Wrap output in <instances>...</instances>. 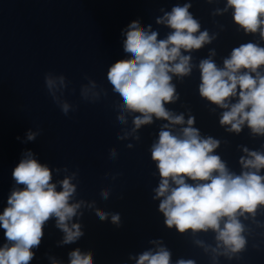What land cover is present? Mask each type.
I'll return each instance as SVG.
<instances>
[{"label": "clouds", "instance_id": "obj_1", "mask_svg": "<svg viewBox=\"0 0 264 264\" xmlns=\"http://www.w3.org/2000/svg\"><path fill=\"white\" fill-rule=\"evenodd\" d=\"M192 4L175 5L156 17L155 23L171 31L164 38L152 25L142 26L139 19L131 21L122 29L123 52L121 58L107 70V81L120 101L114 107L117 121L124 126L117 138L139 141V130L155 121L160 125L157 139L150 146L151 160L159 175L158 185L152 189L154 201H159L158 211L163 214L167 228L178 233H214L215 246L201 239L194 242L211 252L212 264L224 256L231 260L239 258L246 249V226L241 221L264 209V151L250 150L242 146L246 154L239 158L241 171H231L215 150L220 141L212 136H202L194 127L195 117L177 114L166 107L180 99L173 78H183L198 67L199 95L222 112L219 123L226 131L239 134L247 126L253 136L264 137V46L247 42L231 50L230 56L218 66L213 57L214 49L198 65L192 64V51L199 50L216 39L189 9ZM233 10L232 19L245 34L259 33L264 41V0H227L222 14ZM187 53V54H186ZM45 87L64 115L75 111L74 105L62 99L68 81L64 75L46 73ZM94 80L81 87V97L96 102L107 95ZM235 98V102L233 99ZM182 127L177 131L175 126ZM39 130L29 129L23 143L35 141ZM17 139H21L17 137ZM132 148L133 144H127ZM115 159L117 151L110 150ZM53 172L63 179L53 180ZM69 173L67 167L52 169L41 163L31 150H24L19 163L12 170L14 184L7 197V206L0 213V228L4 230L5 242L0 246V264H30L35 258L43 238L45 225L54 220L55 227L63 233L57 246L74 244L84 235L83 225L74 218L83 216V209L93 210L101 220L120 227L119 212H107L96 207L95 201L76 200L77 172ZM115 179V177H113ZM59 186V190H58ZM101 198L107 200L110 189L101 190ZM248 214V215H246ZM259 223V222H258ZM155 247L138 255H130L135 264H173L171 251L161 240H150ZM51 264L64 261L49 256ZM68 264H95L93 252L79 247L68 252ZM175 264H196L192 259H177Z\"/></svg>", "mask_w": 264, "mask_h": 264}]
</instances>
